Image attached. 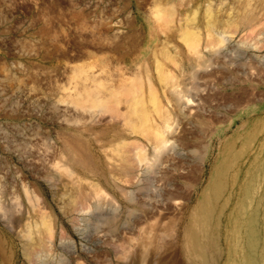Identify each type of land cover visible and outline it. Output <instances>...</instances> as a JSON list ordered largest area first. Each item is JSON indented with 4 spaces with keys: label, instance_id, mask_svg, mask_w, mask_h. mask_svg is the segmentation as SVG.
<instances>
[{
    "label": "rangeland",
    "instance_id": "1",
    "mask_svg": "<svg viewBox=\"0 0 264 264\" xmlns=\"http://www.w3.org/2000/svg\"><path fill=\"white\" fill-rule=\"evenodd\" d=\"M257 119L264 0H0V264H194Z\"/></svg>",
    "mask_w": 264,
    "mask_h": 264
},
{
    "label": "bare ground",
    "instance_id": "2",
    "mask_svg": "<svg viewBox=\"0 0 264 264\" xmlns=\"http://www.w3.org/2000/svg\"><path fill=\"white\" fill-rule=\"evenodd\" d=\"M254 124L242 151L226 144L188 226L194 264H264V121Z\"/></svg>",
    "mask_w": 264,
    "mask_h": 264
}]
</instances>
